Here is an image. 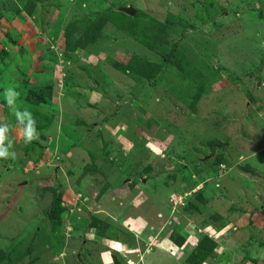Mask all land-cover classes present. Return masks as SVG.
I'll list each match as a JSON object with an SVG mask.
<instances>
[{
  "label": "rangeland",
  "instance_id": "374dc122",
  "mask_svg": "<svg viewBox=\"0 0 264 264\" xmlns=\"http://www.w3.org/2000/svg\"><path fill=\"white\" fill-rule=\"evenodd\" d=\"M0 127V264H264V0H0Z\"/></svg>",
  "mask_w": 264,
  "mask_h": 264
},
{
  "label": "clouds",
  "instance_id": "9594fccd",
  "mask_svg": "<svg viewBox=\"0 0 264 264\" xmlns=\"http://www.w3.org/2000/svg\"><path fill=\"white\" fill-rule=\"evenodd\" d=\"M19 93L13 92L11 88H8L5 90L4 96L5 99L7 100V102L9 104H12V99H10V97H15L18 96ZM8 129L6 127H0V157L3 158H9L10 154L8 153L7 149L4 148L3 145V141L6 138L4 133L7 131ZM23 138H24V143L28 144L29 141L32 139V122L29 121V126L27 128V130L23 131ZM15 153L11 154V156H14Z\"/></svg>",
  "mask_w": 264,
  "mask_h": 264
},
{
  "label": "water",
  "instance_id": "95a60500",
  "mask_svg": "<svg viewBox=\"0 0 264 264\" xmlns=\"http://www.w3.org/2000/svg\"><path fill=\"white\" fill-rule=\"evenodd\" d=\"M124 14H126V15H129V16H134V10H132V9H122L121 10Z\"/></svg>",
  "mask_w": 264,
  "mask_h": 264
}]
</instances>
